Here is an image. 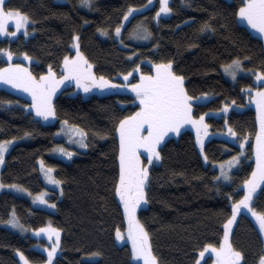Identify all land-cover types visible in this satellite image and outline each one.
Returning a JSON list of instances; mask_svg holds the SVG:
<instances>
[{"label": "trees", "instance_id": "trees-1", "mask_svg": "<svg viewBox=\"0 0 264 264\" xmlns=\"http://www.w3.org/2000/svg\"><path fill=\"white\" fill-rule=\"evenodd\" d=\"M147 3L148 0H92L89 8L80 0H6L5 8H18L35 23L28 37L0 38V48L16 53L11 61L0 54V67L20 61L17 57L27 52L33 59L30 65L35 75L47 72L49 65L60 74L64 56L73 54L72 37L78 33L80 51L98 77L113 79L136 64L149 72L151 68L144 62L172 60L174 70L185 77L190 96H211L206 102L193 104L194 116L218 110L233 100L244 107L242 111L232 110L225 119L238 139L249 137V158L231 172V181L215 180L220 173L211 164L237 155L240 147L211 138L204 145L209 162L204 165L189 130L167 138L160 149L162 159L149 168L147 205L139 209L137 217L149 232L153 253L159 264H194L205 243H218L222 238L223 224L231 214L228 194L233 200L243 195L240 185L250 176L254 162L250 158L256 116L241 89L255 86L250 76L238 77L235 82L227 80L221 68L238 57L244 69L264 71V42L238 21L235 12L240 0H170L172 12L159 19L155 18L156 0L152 7L133 15L123 27L120 40H116L114 29L129 6L139 8ZM205 23L211 28L202 31ZM138 25L151 33L147 39L131 36ZM100 28L106 29L108 35L101 34ZM27 103L24 97L0 88V140L16 137L17 141L5 157L0 182L5 186L23 185L30 193L40 192L45 185L37 163L43 160L62 181L63 191L58 194L49 190L48 199L55 203V212L36 208L28 198L8 190L0 192V264H20L17 249L31 263L39 264L46 258L32 248L37 239L5 226L3 221L9 219L13 208L27 229L47 222L61 229L59 252L53 264H135L129 245H119L115 240L117 227L123 230L125 223L115 194L119 167L114 132L119 118L137 110L134 97L128 93L83 96L65 84L53 99L56 121L46 125L26 110ZM63 120L79 125L87 133L88 147L67 161L53 156V149L61 143L55 133ZM225 120L206 117L211 130L224 129ZM25 132L30 135L25 136ZM252 207L264 211V185L253 197ZM230 240L243 253L241 264H258L259 256L264 254L263 241L245 212L238 215ZM212 259L206 257L203 264Z\"/></svg>", "mask_w": 264, "mask_h": 264}, {"label": "snow or ice", "instance_id": "snow-or-ice-1", "mask_svg": "<svg viewBox=\"0 0 264 264\" xmlns=\"http://www.w3.org/2000/svg\"><path fill=\"white\" fill-rule=\"evenodd\" d=\"M149 4L152 0H148ZM187 3V0H185ZM6 0H0V35L16 37L18 32L23 33L25 37L29 35V28L34 25L35 21L26 13L18 8H5ZM81 5L92 7V0H80ZM170 0H159V9L156 12V19H159L162 14L172 12L169 6ZM138 9L129 6L124 13L123 21H127L129 16L134 14ZM235 15L260 34H264V0H240V5L235 12ZM123 21L118 24L114 31L116 37H119L124 27ZM10 22L14 25V31H9ZM211 28V25L205 23L201 30ZM35 31V28H32ZM101 34L107 36L106 29H98ZM151 33L142 25L137 26V30L131 33V36L137 39H147ZM79 34L72 37L73 48L76 51L75 56L65 55L62 62V74L57 77L56 71L49 65L47 72L34 76L32 72L24 64L7 63L5 67H0V81L11 85L17 89L31 95L32 103L27 106L34 110L36 117L48 120L56 117V109L53 104V96L56 90L65 81H75L78 88H82L85 93H88L94 87L106 89L109 87H127L135 93V98L139 104L137 110L129 115L119 118L115 123L114 132L118 138V179L115 184V194L119 197L120 203L123 205V215L127 221V237L131 241V255L139 264H159L157 256L153 253L150 235L144 224L138 219L136 211L142 201H146V187L149 180V166L153 165L154 161H160L161 147L165 141V137L169 133L180 134L182 126L186 124L192 125L196 129V142L200 146V151L203 153L204 136L208 134L209 125L206 123L205 117L214 115V113H202L198 117L193 115V104L208 96V93H203L201 96H190L185 87V77L178 74L173 67V61L167 60L159 63L153 62L152 71L144 72L140 65L136 64L131 71L120 73L126 82L123 85H116L113 80L101 75L99 77L92 71V65L88 61L83 52L80 51ZM123 43V41H120ZM0 54L7 56L8 61H11L16 55L8 48H0ZM25 59L31 60L32 57L27 52L22 54ZM224 72L233 80L237 79L238 72L244 70L240 58H234L229 63L224 64ZM133 73H139V78L135 83L129 82V77ZM256 80H264V71L256 70ZM248 91H253L251 85L247 87ZM245 91V89H241ZM255 95L250 99L256 104V119L259 123V129L255 132V167L252 169L251 175L243 180V195L239 199H232V194H228L231 214L227 217L223 224V236L218 243H205L199 249L198 256L194 264H201L205 258V253L211 252L214 255L212 264H241L244 259L243 253L237 250L231 240L230 233L232 225L236 222L238 214L242 210L250 213L259 225L261 233H264V211H257L252 207L253 193L264 182V88H256ZM7 103H12L8 101ZM235 104V101H232ZM231 105L225 103L222 109L227 112ZM227 124V120H225ZM228 133L231 136H236L237 133L231 126H228ZM64 134L70 142L78 143L81 147L87 148L85 142L87 137L86 131L79 125L69 124L67 120L61 121V128L57 135ZM30 133L25 132V136ZM76 138L75 140L73 138ZM11 140H0V164L4 162L5 153L12 144ZM249 139L248 135L243 137L240 147L244 148V142ZM53 151L60 152L64 156L72 157L73 152L63 146H57ZM242 153L230 157L227 161L219 162L220 174L214 177L219 181L223 178L224 181H231L232 176L230 170L234 165L240 163ZM147 161L145 164L144 161ZM204 160H208V156L204 155ZM213 163H216L215 161ZM41 171H43L45 179L59 186L62 181L53 175V169L45 167L44 161H40ZM5 185L0 182V188ZM10 188H16L20 191L31 195L27 188L20 184H10ZM63 190L61 189V192ZM238 194V193H237ZM45 192L38 193L35 200H39L44 204L49 201L45 199ZM55 207V203L51 205ZM13 227L25 230L24 225L20 224L19 217L16 215L15 209H12L11 215L7 221H3ZM39 235L46 233L51 241L49 246H46L47 260L44 264H53L54 257L57 255V249L61 242V229L54 227L51 223L44 227L33 229ZM116 238L124 239L119 227L116 229ZM23 264H31L24 252L16 250ZM93 255H99L95 253ZM206 264V261H205ZM258 264H264V254L259 256Z\"/></svg>", "mask_w": 264, "mask_h": 264}, {"label": "rangeland", "instance_id": "rangeland-1", "mask_svg": "<svg viewBox=\"0 0 264 264\" xmlns=\"http://www.w3.org/2000/svg\"><path fill=\"white\" fill-rule=\"evenodd\" d=\"M157 1H158V9H159V7H160V5H159V0H157ZM155 3H156V0H152V3H151V4H149V2H148V3H147L145 6H143V7L134 8V9H138V11H135L134 14L130 15V16H129V19H130L133 15L138 14V13L142 12L143 10L152 7ZM169 15H170V13H168V14H166V15H165V14H162L161 17H167V16H169ZM129 19H128L127 21H123V19H122L124 26H125V24L129 21ZM238 21H239L241 24H243L244 26H246V27L248 28V30H249L254 36H257V37L261 38V39L263 40V42H264V34H260L257 30L252 29V28L247 24V22H246L245 20H242V19H240L239 17H238ZM122 29H123V28H122ZM14 30H15V29H14V25L12 24V22H10V25H9V31H14ZM31 34H32V32H31V30L29 29V35H28V36H30ZM19 35H23L22 31L17 33V36H19ZM17 36H16V37H17ZM28 36H27V37H28ZM0 38H6V39H10V40H11L12 38H15V37L5 36V35H0ZM114 38H115L116 40H120V36H119V37H116L115 31H114ZM70 48H71V50L73 51V54H72L71 56H75L76 51H75V49L73 48V41H72L71 44H70ZM17 58H18L20 61H17V62H9V63H12V64H24L26 67L29 68V70L32 72V74H33L34 76H37V75H35V74L33 73V71L31 70V65H30V64H31V62L33 61V59H31V60H27V59L24 58L23 55H20V56H18ZM144 63L147 64V65H149V67L151 68L150 71L153 70V69H152V64H153V63H148V62H144ZM5 66H6V65H4L3 67H5ZM243 69H244V68H243ZM221 70H222V74H223V76H224L227 80H229V81H231V82H235V81L237 80V79H236V80H233L229 75H227V74L224 72L223 67L221 68ZM245 70H246V69H245ZM92 71H93V70H92ZM150 71H149V72H150ZM253 73H255V71H251V70L244 71V70H242V71L238 72V74H237V78H238V77H241V76H250V77H251V81H252V83H253V85H254L255 87L252 88L253 91H248L247 88H245V91H244V92L246 93V97H247V105L250 106V107L255 111V116H256V104H255V101H254V100H251V99H250V97L253 96V95H255V91H254V90H255L256 88H264V80H260V81L256 80L255 75H254ZM61 74H62V70H61V73H60V74H57V77H59ZM96 76H97V75H96ZM133 76L136 77V78L134 79L133 77H129V82H131V83H135V82H136V80L139 78V73H133ZM38 77H39V76H37V78H38ZM97 77H98V76H97ZM111 80H113L114 83H115L116 85H123V84L126 83V82L124 81V79H123V76H121V75H118V76L114 77V78L111 79ZM65 84H70V85H72L73 90H74L75 92H77V91L80 92L83 96H85V95H89V94H96V95H100V96H101V95H107V94H111V93H128V94L132 95V96L134 97V101H135L136 103L139 104L138 100H136V98H135V93H133V92L131 91L130 88H127V87H115V88L109 87V88H106V89H99L98 87H94V88H93L92 90H90L88 93H85V92L83 91L82 88H78V87L76 86L75 81H71V82H69V81H65L63 84H61L60 87L56 90V93H55V95L53 96L52 99L55 98V96L60 92V90L62 89V87L65 86ZM0 88H5V89H7V90H10V91L16 93L17 95L22 96V97H24L25 99H27V100L29 101V103H27L24 107L26 108L27 111H31L32 114H33V117H34V118H37L41 123H43V124H45V125H46V124H53V123H55V121H56V118H55V117H54V118H49L48 120L45 121V120H43L42 118L36 117L34 110H32V109H30L29 107H27V106L31 105V103H32L31 95H30L29 93L23 91L22 89H17V88H15V87L11 86V85H8V84H6V83H4V82H2V81H0ZM210 98H211V96L208 95L207 97H204V98H202V99L199 100V101H195L194 104H195V103H200V102H206V101H208ZM224 104H225V103H224ZM224 104H223L218 110H215V111H208L207 113H214V115L206 116V117H214V118H221V117H223V119L225 120L226 117H227V115H228L232 110H234V111H242V110L244 109V107H242V106H240V105H239V106H238V105H235V104L233 105L232 102H229V103H227V104H229V105H231V106L229 107V109H228L227 112H223L222 109H223V107H224ZM206 117H205V120H206ZM206 123H207V121H206ZM207 124H208V123H207ZM256 124H257V130H258V129H259V123H258L257 119H256ZM59 126H60V128H61V122L59 123ZM60 128H59V129H60ZM59 129H58V130H59ZM58 130H57L56 133H55V138H56L57 140H60L61 143H60V144H57V146H63L64 148H68L69 150H71V151L73 152V155H72V156H74L78 151H83V150L85 149V148L81 147L78 143L70 142L69 139H68V137H67L66 135H64V134L57 135ZM183 130H189V131H191V132L194 134L195 144H196L197 151H198L199 155L201 156V159H202L204 165H209V162L204 160V155H205V154H204V148H203V153H202V152L200 151V146H199V145L197 144V142H196V129H195L192 125H190V124H186V125L182 126L181 131H183ZM181 131H180V132H181ZM177 136H178V135L175 134V133H169V135L165 137V140H166L167 138H169V137H177ZM211 138L224 139V140L229 141V142H231V143H233V144H237L239 147H240L241 141L243 140V139H238L237 136H231V135H229V133H228V126L226 125V123H225V128L222 129V130H217V129L211 130L210 127H208V134H207V136H204V145H205L206 141L209 140V139H211ZM73 139L75 140L76 138L74 137ZM16 142H17L16 140H13L12 144H11V145L9 146V148H8V151L5 153V157H6L7 153L9 152V150L12 148V146H14V145L16 144ZM247 142H248V141L244 142V148H243V149H241V147H240V149H241L240 153H242V156H241V159H240V163L237 164V165H234V166H233V168L230 170V175H231V172H234V171H236V170H238V169L240 168V165H241V162H242V161H245V160L247 161V160H248L249 157L246 155V146H247ZM254 144H255V138H254V140H253V146H254ZM57 146H56V147H57ZM56 147H55V148H56ZM53 156H55V157H57V158H60V159H62V160H65V161H67V160H69V159L71 158V157L69 158V157H67V156H64L62 153H60V152H56V151L53 152ZM250 159L254 161V162H253V167H252V169H253V168L255 167V154H254V147H253V153H252ZM228 160H229V159H228ZM40 161H41V160L38 161L37 165H38V167H39L40 175H41V178H42V180H43V182H44L45 188H44L43 190H41L40 192H38V193H41V192H45V193H46V195H45V199H47V200L49 201L48 204H44V203L40 202L39 200H35V201H34V198L36 197V195H37L38 193H31V195H29L28 193H25V192H23V191H20V190H18V189H16V188H10V187H8V186H5V187H3V188H0V192L3 191V190H8V191H10V192H12V193H14V194H16V195H19V196L24 197V198H28V199L31 201V203H32V205H33L34 207L41 208V209L47 210V211H49V212H55V210H56V206H55V207H52L51 205L53 204V202H51V201L48 199V196H49L50 193H51V191H49V190H50V189L55 190V191L58 192V194H60L61 186H60V185H59V186H57V185H53V184L49 183V182L45 179L44 173H43V171H41ZM226 161H227V160H226ZM158 162H159V161H154L153 164H157ZM4 163H5V159H4V162H3L2 164H0V171H1V169H2V167H3V165H4ZM144 163L146 164L147 161H144ZM150 166H151V165H150ZM150 166H149V168H150ZM45 167H47V166H45ZM48 168H50V167H48ZM211 168H213V169H217V170L219 171V173H220L219 163L211 164ZM251 172H252V171H251ZM53 175H54V174H53ZM250 175H251V174H250ZM221 179H223V178H221ZM225 182H228V181H225ZM263 185H264V182H261V183H260V186H259V187L256 189V191L253 193V197L255 196L256 193H258V191L262 188ZM240 188L243 189V182L241 183ZM243 194H244V193H243ZM116 196H117V195H116ZM117 199H118V201H119V197H118V196H117ZM231 202H232V201H231ZM119 203H120V201H119ZM120 205H121V207H122V211H123V205H122L121 203H120ZM146 205H147V201H142L141 204H140V206L137 208L136 214L138 213L139 209H141V208H145ZM241 212H245V214H246V215H247V216H248V217L254 222V224H255V226L257 227V229H258V231H259V234H260V236H261V238H262V241H263V248H264V233H261V232H260L259 225H258V223L255 221V218H254L250 213H248V212H246V211H244V210H242ZM238 215H239V214H238ZM123 216H124V215H123ZM237 217H238V216H237ZM49 223H50V222H48L47 224H49ZM124 223H125V227H124L123 230H121V233L123 234L124 239H122V240H118V239L116 238V234H115V240H116V243L119 244V245L128 244L129 247H130V250H131V241H130V240L128 239V237H127V221H126L125 217H124ZM47 224H45V225H43V226H41V227H44V226H46ZM234 225H235V223L232 225V230H233ZM5 226H6L7 228L11 229V230H14V231H16V232H19V233L23 234V235H29L30 237H32V238H34V239H37L38 241L34 243V245L32 246V248H33L34 250H37V251H39V252L45 254V256H46L45 260H44L42 263H39V264H44V262L47 260L46 246H49V245L51 244V241L48 239L46 233H41V234L37 235V234L33 231V229H27V228L24 227L25 230L22 231L20 228L13 227V226H11V225H9V224H5ZM38 228H40V227H38ZM35 229H36V228H35ZM232 230H231V232H232ZM26 233H27V234H26ZM230 235H231V233H230ZM60 236H61V234H60ZM58 252H59V248L57 249V254H58ZM16 256H17V258H18V260H19V263H20V264H23V262L20 260L19 255H18L17 252H16ZM56 256H57V255H56ZM56 256H55V257H56ZM209 256H212L213 259L215 258L214 255H213L211 252H208V253H205V258H204V260L206 259V257H209ZM55 257H54V259H55ZM213 259H212V260H213ZM131 260H132L133 263L137 264L136 259H135L134 257H132V255H131ZM204 260L201 261V264L204 263ZM212 260H210L208 264H212ZM53 262H54V260H53ZM31 264H35V263H31ZM139 264H143V262L140 261Z\"/></svg>", "mask_w": 264, "mask_h": 264}, {"label": "bare ground", "instance_id": "bare-ground-1", "mask_svg": "<svg viewBox=\"0 0 264 264\" xmlns=\"http://www.w3.org/2000/svg\"><path fill=\"white\" fill-rule=\"evenodd\" d=\"M166 62V61H165ZM122 106H125V105H123L122 104ZM36 193H38V192H36ZM19 196V195H18ZM21 197V196H20ZM22 198V197H21ZM19 199V198H18ZM23 200V199H22ZM55 201V200H54ZM32 204V203H31ZM37 208V207H36ZM48 223V222H47ZM40 226V225H39ZM41 227V226H40ZM31 229H33V228H31ZM23 231V230H22ZM27 234V233H26ZM26 236V235H25Z\"/></svg>", "mask_w": 264, "mask_h": 264}]
</instances>
